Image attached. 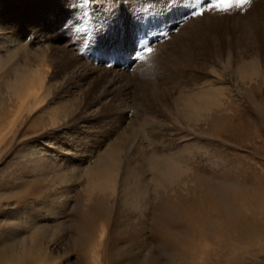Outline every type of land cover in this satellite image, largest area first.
<instances>
[{
  "label": "rangeland",
  "instance_id": "rangeland-1",
  "mask_svg": "<svg viewBox=\"0 0 264 264\" xmlns=\"http://www.w3.org/2000/svg\"><path fill=\"white\" fill-rule=\"evenodd\" d=\"M194 10L195 0H0L3 66L26 62L43 68L46 88L52 83L48 97L37 90V107L24 109L0 142V249L23 240L33 257L24 264L263 263L264 252H256L263 248L246 234L264 226V0L199 17ZM204 50L254 55L257 71L236 80L194 70L188 61ZM181 86L195 96L210 90L200 100L213 106L207 124L178 121L171 98ZM5 91L0 108L13 115L18 103ZM131 130L145 154L169 153L168 169L155 171L161 181L145 169L152 190L138 199L120 191V167L104 186L83 170ZM33 146L41 169L27 165ZM174 166L177 175L166 174Z\"/></svg>",
  "mask_w": 264,
  "mask_h": 264
},
{
  "label": "bare ground",
  "instance_id": "bare-ground-1",
  "mask_svg": "<svg viewBox=\"0 0 264 264\" xmlns=\"http://www.w3.org/2000/svg\"><path fill=\"white\" fill-rule=\"evenodd\" d=\"M153 9V8H152ZM156 9V7L154 8ZM152 12V11H151ZM153 13V12H152ZM157 14V12H156ZM11 15V14H10ZM61 17V16H60ZM62 18V17H61ZM126 19V18H125ZM129 21V20H128ZM127 22V21H126ZM130 22V21H129ZM7 24V23H6ZM59 24V23H58ZM56 24V25H58ZM127 24V23H126ZM129 24V23H128ZM124 28V27H123ZM122 28V29H123ZM132 27L130 26V29ZM125 29V28H124ZM46 30V29H45ZM5 31V30H4ZM128 31V30H127ZM98 32V31H97ZM119 32V31H118ZM131 32V31H130ZM128 33V32H127ZM123 34V33H122ZM126 34V33H125ZM118 35V34H117ZM2 36V35H1ZM4 36V35H3ZM6 36V35H5ZM123 36V35H122ZM127 36V34H126ZM8 37V36H6ZM5 37V38H6ZM125 37V36H124ZM2 38V37H1ZM5 38H2V39H5ZM91 38V37H90ZM119 38V37H118ZM7 39V38H6ZM10 39V38H9ZM92 39V38H91ZM90 39V40H91ZM123 39V37H122ZM8 40V39H7ZM18 40V39H16ZM127 40V39H126ZM11 41V39H10ZM13 41V40H12ZM11 41V42H12ZM6 42V41H5ZM3 41V43H5ZM10 42V43H11ZM18 42V41H16ZM100 42V41H99ZM123 42V41H122ZM13 43V42H12ZM121 43V42H120ZM19 45V44H18ZM2 48H3V45H0ZM7 47V43L5 45ZM5 46H4V49H5ZM0 47V49H1ZM25 48V46H24ZM23 48V49H24ZM3 49V50H4ZM7 49V48H6ZM22 49V48H21ZM48 49V48H47ZM17 50V49H16ZM19 50V49H18ZM59 50V49H58ZM63 49H61V53L64 51H62ZM13 51V50H11ZM43 51V50H42ZM205 52H203L202 54V57L200 54H196L192 57V59L188 61V64H190L191 66L193 65V69L196 70V68L199 70H201V68L204 70L206 68H211L210 70H212L213 74H215L216 76H223L224 73L225 74H228V75H232L234 77H236V80L238 79H244L246 78L248 75H249V79H251V76H253L255 73H256V60H254V55H249V59L247 60L246 58L240 56V57H237V58H233L231 59L230 57V52L228 53L227 52V57L226 58H222L220 57V54L221 53H217L216 52H213V51H210V50H204ZM19 52V51H18ZM67 52V51H65ZM16 53V52H15ZM47 53V52H46ZM68 53V52H67ZM14 54V53H12ZM21 54V53H20ZM25 54V53H24ZM50 54V53H49ZM64 54V53H63ZM71 54V53H70ZM226 54V53H225ZM51 55V54H50ZM62 54H60L61 56ZM12 56V55H11ZM16 56V54H15ZM14 56V57H15ZM67 58H68V54H66ZM13 57V58H14ZM24 57V56H23ZM26 57V56H25ZM37 57V56H36ZM56 57V56H55ZM54 57V58H55ZM59 57V55H58ZM56 57V58H58ZM63 57V56H62ZM71 57V56H70ZM73 57V55H72ZM12 58V60H14ZM42 60L45 59L43 57H41ZM66 58V57H65ZM48 59V58H47ZM46 59V61H47ZM60 59V57L58 58V60ZM62 59V58H61ZM74 59V58H73ZM72 59V60H73ZM76 59V58H75ZM256 59V58H255ZM26 60V59H25ZM69 60V59H68ZM78 59L74 60V61H78ZM28 61V58L27 60ZM29 61H31L29 59ZM45 61V62H46ZM61 61V60H60ZM59 61V63H60ZM64 61V60H62ZM71 61V59H70ZM69 61V62H70ZM258 61V60H257ZM17 62V60H16ZM57 61H55L56 63ZM72 62V61H71ZM79 63L81 62L80 60L78 61ZM76 63L77 66H75L74 64V67L75 69H77L79 66H82V65H79V63ZM260 62V61H259ZM3 62L0 60V94L3 93L5 91L6 88H8V93H9V96H8V100H13L16 101L18 103V107L17 109L15 110L14 114L12 115V113L10 112L11 110L8 108V106L3 105L1 108H0V142H2V140L4 139L3 137L5 136V134L7 132H10L11 128L13 127L14 123L22 116L21 113L22 111L26 108H31L33 107L36 102H37V90H41L42 93H45V95L48 97L49 95V91H47V89L49 90L51 88V84H48L49 87H45L43 84L45 82V72L43 70V68H39V67H36V69H32L30 67H28L25 63L22 64L23 66H15V65H10L9 67L8 66H3L2 64ZM5 63V61H4ZM42 63V62H41ZM52 62H50L51 64ZM54 63V64H55ZM58 63V62H57ZM65 63V62H64ZM66 63H67V59H66ZM62 64V63H60ZM69 64V63H68ZM183 64V63H182ZM19 65V64H18ZM43 65H46L45 63H43ZM52 65V64H51ZM59 65V64H58ZM63 65V64H62ZM65 65V64H64ZM70 65V64H69ZM72 65V64H71ZM70 65V66H71ZM218 65L219 67L222 68V71H215V66ZM36 66V65H35ZM61 66V65H59ZM58 66V67H59ZM84 66V65H83ZM206 67V68H205ZM260 67V66H259ZM48 68V67H46ZM63 68L64 70V67H60V69ZM70 68V67H69ZM190 68V67H189ZM214 68V70H213ZM51 70V68H50ZM50 70H48L47 72H49ZM70 71V70H69ZM76 71V70H75ZM62 72V71H61ZM52 73V71H51ZM221 73V74H220ZM53 74V73H52ZM80 74V72H79ZM223 74V75H222ZM45 75V76H44ZM48 75V74H47ZM50 76V75H49ZM53 77V75H51ZM50 76V77H51ZM54 76H56V74L54 73ZM68 76V75H67ZM215 76V77H216ZM49 77V78H50ZM51 77V78H52ZM73 78V77H72ZM190 78V77H189ZM217 78V77H216ZM186 79V78H185ZM52 80V79H51ZM54 80V79H53ZM65 82V81H64ZM183 82V81H182ZM211 82V81H210ZM46 84V83H45ZM60 85V84H59ZM188 87V86H187ZM212 89V88H211ZM56 90V89H55ZM189 89L188 88H184L183 86L179 87L178 88V93L176 94L175 98H171L172 99V106H173V109H174V112L176 113L177 117H178V121L181 123V125H183L184 127H187L189 128L190 127V120H193L195 119L196 121L198 120H202V123L204 124H207L205 122L206 118L208 117V120L209 117L212 116V107H210L211 105L209 104V106H207V103L205 104V102H201V97L203 96H206V95H211L210 93V90H201L198 92V95L195 96L196 94H193L191 93V91L189 92L188 91ZM7 91V90H6ZM5 91V92H6ZM170 92L169 95H171V91H168ZM203 92V93H201ZM216 92V91H215ZM66 93V92H65ZM68 93V92H67ZM57 94V93H56ZM205 94V95H204ZM2 95H5V94H2ZM168 95V93H167ZM213 95V94H212ZM44 96V95H43ZM45 96V97H46ZM173 96V95H172ZM214 96V95H213ZM13 97V98H12ZM37 97V98H36ZM171 97V96H170ZM217 97V96H216ZM40 98H41V95H40ZM205 98V97H203ZM48 99V98H47ZM209 99V98H207ZM253 99V98H252ZM7 100V99H6ZM40 100V99H39ZM170 100V99H168ZM216 101V100H215ZM13 101H11L12 103ZM42 102V101H41ZM218 102V101H217ZM2 102H0V104H2ZM44 103V102H43ZM226 103V102H224ZM38 104V103H37ZM48 104V103H47ZM14 105V104H13ZM16 105V104H15ZM14 105V106H15ZM40 106V105H38ZM50 106V105H49ZM260 106V105H259ZM16 107V106H15ZM37 106L35 105V108ZM215 107V106H214ZM228 107V105H227ZM34 108V107H33ZM42 108V107H41ZM40 108V109H41ZM216 108V107H215ZM39 109V108H38ZM43 109V108H42ZM48 109V108H47ZM172 109V107H171ZM221 109H224V108H221ZM28 110H31V109H28ZM218 110L219 107H218ZM41 111V110H40ZM217 111V110H216ZM43 112V111H42ZM62 112V111H61ZM64 112V115H66V112ZM215 112V111H214ZM53 113V112H52ZM200 114V117H197L196 114ZM28 114V112H27ZM215 114V113H214ZM228 115V114H227ZM231 115V114H230ZM34 116V114H33ZM54 116V115H53ZM144 116V115H143ZM148 116V115H147ZM151 116V115H150ZM202 116L204 117L202 119ZM221 116V114H220ZM8 117H10V122L5 123L4 124V120L7 119ZM12 117V118H11ZM145 117V116H144ZM55 118V117H54ZM231 118V117H230ZM212 119V118H211ZM215 119V117H214ZM147 120V119H146ZM177 121V122H178ZM220 123V122H219ZM16 124V123H15ZM51 124V123H50ZM5 125L7 127H5ZM145 125V123H144ZM147 125V124H146ZM145 125V126H146ZM205 126V125H204ZM4 127L5 129L3 130ZM203 126H201V129ZM219 128V127H218ZM226 128V127H225ZM134 129V128H133ZM232 129V127L230 128ZM6 130V131H5ZM226 130V129H225ZM233 130V129H232ZM132 132V130H131ZM130 132V133H131ZM205 132V131H203ZM213 132V131H212ZM219 132V131H218ZM217 132V133H218ZM222 132V131H221ZM228 132V131H227ZM150 133V132H149ZM215 134V133H214ZM226 134V133H225ZM131 135H134V132H132V134L129 135V137H123V138H119L117 140H115L113 143L109 144L106 148V150H104L98 157H97V160L95 161L94 164H87L90 165L86 168H84L83 170L85 171V173H87V175L89 176H93L96 178V180L98 179V181H100L102 183V185L104 186V184L106 183H103L105 181H107L109 178H107V175H111L113 174L112 171L115 170V167H120V191L125 195V196H128V197H131V198H144V195L147 193L148 190H152V189H148L146 191V188L150 185H147V178L149 176L150 173H148V175H144V171L145 169H148L151 171V176H150V179L149 180H154V182L157 183V180H159L158 176L155 174V171H159V170H166L168 169L167 164H169L167 158L169 157V153L167 154L165 151L166 149L164 147H162L160 150H157V149H153L151 150L149 153L145 154L143 152V147L145 145L142 146L141 143H139L138 141H132L130 140V138H132ZM125 136V135H124ZM150 136V135H149ZM120 137V136H119ZM118 138V137H117ZM152 138V137H151ZM231 138V137H230ZM114 139V138H113ZM163 139V138H162ZM152 140V139H151ZM157 140V139H156ZM155 141V140H154ZM164 141V139H163ZM162 142V141H161ZM154 144L153 142L150 141V145ZM148 144V143H147ZM33 145V144H32ZM40 145V144H39ZM148 145V146H150ZM1 146V145H0ZM147 146V145H146ZM147 146V147H148ZM151 147V146H150ZM173 147V146H172ZM33 148L31 150V153H29L27 156L29 157L26 161H27V165L28 163H32V167L37 170V169H41L42 167L39 165V162H40V159L41 156H39V149L38 147H31ZM99 148V147H98ZM132 148H136V153H133V149ZM149 148V147H148ZM150 149V148H149ZM121 152L125 153L124 155H121ZM122 153V154H123ZM19 154V153H18ZM24 154V153H23ZM25 155V154H24ZM139 155L140 156V161L137 160L136 156ZM19 156V155H18ZM20 156H21V153H20ZM171 156V155H170ZM19 157L15 156L14 159H18ZM25 158V157H24ZM45 158V157H44ZM47 159V158H46ZM169 159V158H168ZM25 160V159H24ZM19 161V160H18ZM25 161V162H26ZM43 160H41L42 162ZM16 162V161H15ZM24 162V161H23ZM22 162V163H23ZM19 163V162H17ZM21 163V162H20ZM45 163V162H44ZM25 164V163H24ZM47 164V163H46ZM171 164V163H170ZM23 165V164H21ZM26 165V164H25ZM181 165V164H180ZM17 166V165H16ZM63 167V166H62ZM47 168V167H46ZM51 168V167H50ZM53 168V167H52ZM177 168V169H176ZM63 169V168H62ZM48 170V169H47ZM119 170V169H118ZM179 170V166L178 167H173L172 170H167L165 171L166 174L168 175H177V172ZM149 172V171H148ZM42 173V172H41ZM62 174V173H61ZM115 174V173H114ZM113 174V175H114ZM112 175V176H113ZM160 175V174H158ZM162 175V174H161ZM146 176V177H145ZM115 177V175H114ZM160 177V176H159ZM162 177V176H161ZM179 177V176H178ZM68 178V177H67ZM165 178V177H163ZM63 179V177H62ZM175 179H177L175 177ZM67 180V179H66ZM89 180H92L91 178ZM169 180V179H168ZM119 181V179H118ZM161 181V180H159ZM158 181V182H159ZM183 181V180H182ZM185 181V180H184ZM150 182V181H149ZM165 182V181H164ZM155 183V184H156ZM168 183H173V182H168ZM118 184V182H117ZM161 184V183H160ZM232 184V183H231ZM110 185V184H109ZM114 185V184H113ZM159 186V184H156ZM155 185V187H156ZM162 185V184H161ZM184 185V183H183ZM95 186V185H94ZM94 186H91V187H94ZM108 186V184L106 185ZM118 187V185H116ZM147 186V187H146ZM157 186V187H158ZM174 186V185H173ZM176 186V185H175ZM237 186V185H236ZM96 187V186H95ZM110 187V186H109ZM156 187V188H157ZM165 187V186H164ZM99 188V187H97ZM96 188V189H97ZM116 189V187H114ZM149 188V187H148ZM171 188V187H170ZM177 188V187H176ZM182 188V186H181ZM108 189V187H107ZM106 189V190H107ZM110 189V188H109ZM162 189V188H161ZM165 189V188H164ZM163 189V191H164ZM64 190V189H63ZM99 190V189H98ZM105 190V191H106ZM154 190V189H153ZM61 191V190H60ZM100 191V190H99ZM162 190H160L161 192ZM167 190H165L164 192L166 193ZM171 191V190H170ZM102 192V191H101ZM100 192V193H101ZM150 192V191H149ZM152 192V191H151ZM110 193V192H109ZM121 193V194H122ZM177 192L174 193V195L176 194ZM179 193V192H178ZM203 193V192H202ZM120 194V193H119ZM150 194V193H149ZM147 194V195H149ZM163 194V193H162ZM4 195V194H3ZM93 195V194H92ZM168 195V194H167ZM166 195V196H167ZM172 195V194H171ZM124 196V197H125ZM154 196V195H153ZM60 197V196H59ZM127 197V198H128ZM148 197V196H146ZM150 197V195H149ZM61 198V197H60ZM126 198V199H127ZM125 199V200H126ZM149 199V198H147ZM155 199V198H154ZM145 200V199H143ZM76 201V200H75ZM128 201V200H126ZM135 201V199H134ZM145 202V201H144ZM162 202V201H161ZM132 203H133V200H132ZM131 203V204H132ZM138 203H140V201H138ZM146 205L148 204L147 201L145 202ZM144 203V204H145ZM150 203V202H149ZM128 204H129V201H128ZM142 204V203H141ZM261 204V203H260ZM134 205V204H132ZM131 205V206H132ZM178 205V204H177ZM50 206V205H49ZM123 206V205H122ZM128 206V205H127ZM139 206V205H138ZM142 206V205H141ZM168 206V204H167ZM40 207V206H39ZM135 207V205H134ZM173 207V206H172ZM50 208V207H49ZM48 208V209H49ZM54 208V207H53ZM59 208V207H58ZM142 208V207H141ZM176 208V207H175ZM259 208V207H258ZM143 209H144V206H143ZM43 210V209H42ZM53 210V209H52ZM50 210V211H52ZM141 210V209H140ZM170 211V210H169ZM256 211V210H255ZM257 212V211H256ZM262 212V210H261ZM17 213V212H16ZM32 213V212H31ZM53 213V211H52ZM51 213V214H52ZM12 214V213H11ZM29 214V213H28ZM161 214V213H160ZM13 215V214H12ZM256 215V214H254ZM31 216V215H30ZM162 216V215H161ZM260 217V216H259ZM238 218V217H236ZM261 218V217H260ZM220 219V218H219ZM238 220V219H237ZM221 221V220H220ZM239 221V220H238ZM253 221V220H252ZM34 222V220H33ZM260 222V221H259ZM264 222V221H263ZM201 223V222H200ZM237 223V222H236ZM241 223V222H240ZM238 224V223H237ZM247 225V224H246ZM252 225V223H251ZM174 226V225H173ZM254 226V224H253ZM241 227V226H240ZM250 227V226H249ZM245 228V227H244ZM248 228V227H247ZM184 229V228H183ZM41 230V229H40ZM251 230V228H250ZM176 231V230H175ZM40 232V231H39ZM174 233V232H173ZM239 233V232H238ZM236 233V235L238 234ZM246 233V232H244ZM243 234V233H242ZM34 235V234H33ZM43 236V235H42ZM239 236V235H237ZM246 236L248 237V240L249 241H252L254 242V244H256V247L257 245H259L258 247L259 248H263L264 249V226H262V224H259V225H255V228L254 230L252 229L251 232H249L248 234H246ZM196 238V237H195ZM193 239V238H192ZM236 239V238H235ZM242 239V238H241ZM234 241V240H233ZM245 242V241H244ZM20 245H18L17 247H14L12 244L14 243H8V244H4L3 247H1L0 249V264H12V263H18V264H24V263H28V262H31V260H33V257H31V255L28 253V254H25L26 252V248L25 247V242H23V240L21 242H19ZM11 244V245H10ZM30 249V247H28ZM35 248V247H34ZM260 250V251H256L257 253H260V252H264V250ZM28 251V250H27ZM39 251V255L43 258L45 257V253L41 251V249H38ZM34 252V251H33ZM36 253V252H34ZM262 254V253H261ZM36 256V254H35ZM34 256V257H35ZM223 256V255H222ZM262 256V255H261ZM37 258V257H35ZM255 259V258H254ZM256 260V259H255ZM258 261H260L259 259H257ZM263 261V260H261ZM254 262V261H253ZM257 262V261H256ZM255 263V262H254ZM264 264V261L263 263Z\"/></svg>",
  "mask_w": 264,
  "mask_h": 264
},
{
  "label": "snow or ice",
  "instance_id": "snow-or-ice-1",
  "mask_svg": "<svg viewBox=\"0 0 264 264\" xmlns=\"http://www.w3.org/2000/svg\"><path fill=\"white\" fill-rule=\"evenodd\" d=\"M250 0H208L207 6H201L200 0H195L196 10L192 12V16L199 17L202 16L205 11L212 9H218L219 11L226 12L230 7H243L246 4H249ZM146 51L151 53L153 50L151 47L147 48ZM144 59L143 55L139 57Z\"/></svg>",
  "mask_w": 264,
  "mask_h": 264
}]
</instances>
